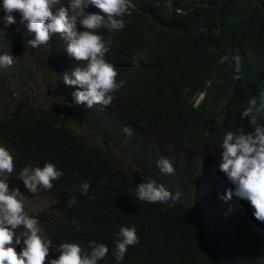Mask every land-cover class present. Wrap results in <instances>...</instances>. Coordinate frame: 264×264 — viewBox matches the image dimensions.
<instances>
[{
    "label": "trees",
    "instance_id": "1",
    "mask_svg": "<svg viewBox=\"0 0 264 264\" xmlns=\"http://www.w3.org/2000/svg\"><path fill=\"white\" fill-rule=\"evenodd\" d=\"M202 1L203 9L199 0V10L193 8L187 20L173 19L167 25L171 56L176 50L192 51L193 58L187 56L193 65L178 70L185 86L180 95L189 99L203 92L202 105L191 107L195 116L208 107L231 115L246 88L264 76V0ZM133 2L139 18L143 0ZM13 15L14 24H3L0 18V55L14 57L12 66H0V95L11 99L0 103V146L14 157L13 173L1 175L21 187L18 173L26 166L42 167L47 161L63 172L50 190L40 189L49 207L29 214L38 219L40 235L51 241L46 264L58 258L61 243H77L88 251L90 240L109 249L98 264H264V222L256 220L250 203L238 198L234 189L231 198L224 199L230 189H218L221 177L212 174L210 163L203 166L201 177L188 170V164L181 165L173 178L159 171L158 134L154 137L139 125L149 122V114L154 116L156 110L148 95L136 111L119 100L105 112L77 104L75 86L63 80L64 38L53 33L49 45L33 49L27 41L34 34L27 32L19 13ZM179 54L175 52L177 58ZM225 55L241 57L239 79L234 78V64L220 62ZM33 87L39 92L33 94ZM28 90L31 93L24 94ZM141 110L146 112H137ZM238 121L234 117L215 133ZM124 124L134 126L131 136L120 135ZM159 132L162 140L160 127ZM147 180L163 184L173 195L179 192V200L139 201L137 184ZM85 181L90 184L87 195L79 190ZM71 196L76 203L69 207ZM125 226L136 228L139 243L129 246L124 259L117 261L114 237ZM22 231L17 229V234ZM21 247L22 242L17 251Z\"/></svg>",
    "mask_w": 264,
    "mask_h": 264
},
{
    "label": "clouds",
    "instance_id": "2",
    "mask_svg": "<svg viewBox=\"0 0 264 264\" xmlns=\"http://www.w3.org/2000/svg\"><path fill=\"white\" fill-rule=\"evenodd\" d=\"M141 4L139 18L133 13L136 8L133 0H3L2 8L6 25L16 23L13 14L19 13L27 32L34 34L27 41L33 49L49 45L53 33L64 38L67 52L62 55L63 80L66 85L75 86L73 96L77 104H83L89 111L105 112L114 100H119L127 109L136 111L139 103L150 97V105L156 106L154 116L149 114L151 119H147L152 122L139 125L154 137L158 134L161 152L156 164L161 173L173 178L181 165L188 164V170L201 177L203 166L210 163L212 174L221 177L218 189H230L224 199H230L234 189L238 198L250 203L256 220L264 222V76L246 88L240 96V105L231 115L208 107L202 109L201 116H195L191 107L202 105L203 92L183 98L180 91L185 86L178 73L193 65L187 56L192 57V51L176 50L177 54L182 53L181 57L177 58L175 52L171 56L166 30L173 19L187 20L193 8L199 10V0H143ZM205 5L201 0V9ZM220 62L234 64V78L239 79V55L231 58L225 55ZM13 64V55H0V66ZM234 117L239 120L237 125L215 133ZM121 128V136L125 133L131 136L135 129L126 124ZM13 171V155L0 146V174L10 175ZM62 175L54 163L46 161L42 167L22 168L18 178L28 191L36 194L41 188L50 190L52 182ZM89 189L87 181L79 186L84 195ZM23 198L18 187L10 188L7 179L0 178V264H46L49 258L51 241L40 235L39 221L25 211ZM136 198L167 204L179 200L180 193L173 195L163 184L147 180L137 184ZM75 203L76 197L71 196L68 206ZM21 228L23 231L18 235L17 229ZM114 240L113 255L117 261L124 259L129 246L139 243L134 226L121 227ZM21 242L17 251L16 245ZM88 245L89 250L85 251L77 243H61L58 258L51 259L50 264H98L109 252L104 243L90 240Z\"/></svg>",
    "mask_w": 264,
    "mask_h": 264
},
{
    "label": "rangeland",
    "instance_id": "3",
    "mask_svg": "<svg viewBox=\"0 0 264 264\" xmlns=\"http://www.w3.org/2000/svg\"><path fill=\"white\" fill-rule=\"evenodd\" d=\"M4 15H5V13L3 11L2 3H1L0 4V18H1V21L3 24H4V19H3ZM12 86L13 85H10L9 90L12 89ZM33 89H34V91L32 90L33 94L39 92V90L37 88L33 87ZM26 93H31V91L28 90V91L24 92V94H26ZM14 96H16V95H14ZM10 101H11L10 97L7 99L6 97H1V95H0V103L5 104V103L10 102ZM86 136L88 139H91L90 137H92L94 139L93 136H91V135L88 136L87 133H86ZM0 178H2L1 174H0ZM9 186H10V188L11 187H18L20 192L24 195V198H23L24 208L28 214L37 212L38 210H41V209H45V208L47 209L50 205V201L46 198H43L42 195L40 194V189L38 190V192L36 194H33L30 191H28V189L24 186L23 182L21 184V187H19L17 184H14V185L9 184Z\"/></svg>",
    "mask_w": 264,
    "mask_h": 264
}]
</instances>
